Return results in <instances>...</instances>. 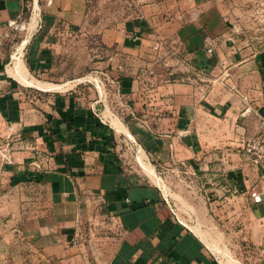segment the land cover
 Wrapping results in <instances>:
<instances>
[{
  "label": "crops",
  "instance_id": "1",
  "mask_svg": "<svg viewBox=\"0 0 264 264\" xmlns=\"http://www.w3.org/2000/svg\"><path fill=\"white\" fill-rule=\"evenodd\" d=\"M48 1L0 0V151L11 157L0 158V264L12 263L18 244L58 264H222L164 191L126 167L121 143L138 147L153 168L188 174L191 191L174 196H203L187 210L203 221H238V246L250 249L242 264H264V172L243 154L264 131V52L236 32V17L260 0H131L134 14L98 33L139 65L133 74L125 64L117 87L134 117L112 126L97 117L96 97L30 91L32 75L51 72L52 42L74 36L88 14L84 0ZM32 9L38 33L23 60L11 58L10 23L27 22ZM167 60L178 75L156 78L149 104L146 68ZM95 225L107 234L96 239L108 240L107 255L85 244Z\"/></svg>",
  "mask_w": 264,
  "mask_h": 264
},
{
  "label": "rangeland",
  "instance_id": "2",
  "mask_svg": "<svg viewBox=\"0 0 264 264\" xmlns=\"http://www.w3.org/2000/svg\"><path fill=\"white\" fill-rule=\"evenodd\" d=\"M84 1L88 8V14L86 22L80 28V31L75 32L76 34L74 36H66L60 42H52L54 46L52 51L56 57L49 76L37 77L36 75H32L33 78L31 79L39 83L50 82L57 85H65L68 83L71 85L62 90H46L50 91L49 93L51 94L76 90L81 92V95L89 101L94 100L96 97L97 102L94 103L93 108L97 117L102 124L105 123L107 126H112L113 121L123 123L122 121H127L129 117H134L130 108H128L133 107V101L128 100L117 87L119 78L127 74L124 71L125 64H131L127 66L133 70V74H135L139 65L136 60L127 58L120 51L115 50V48L111 50L107 49L100 43L98 33L105 28L116 26L127 17L133 15L135 9L131 0ZM236 20L238 21L236 32H238V36L241 38L240 41L246 44L248 48L250 47L254 52H264V0L251 4L242 17L237 16ZM31 32L33 35L38 33V31L34 33L33 30ZM12 33L14 35V47L19 46L22 40L27 39L25 37L28 32L25 30L14 29ZM26 46L27 44L21 47V51H18L21 54V60H23L22 53ZM14 51L15 49L13 48L11 55H13ZM162 63L164 64L163 69H159L160 66L157 67V65H150L146 68L148 72L147 75L145 74L146 76L143 80L148 85L147 88H142V92L147 94L149 104L153 101L154 96L153 88H150L149 85L154 84L156 78L171 80L176 79L172 78V76L178 75L167 72V70L173 69L176 65L172 63V60H167ZM149 72H151V75ZM28 87L30 91L35 93L45 91L36 85L34 87ZM152 106L154 107V105ZM131 147V145L121 143L119 148V151L123 155L122 158L126 162V167L129 170L137 171L150 185L158 186L164 191L174 208L179 209L178 211L182 219L202 238L210 252L222 264H242L243 260L240 259L247 255L250 249L245 245L238 246V232L235 231L236 226L238 229V221L215 215H212V217L208 216V222L203 221L202 216L193 214L194 207H197V203L202 205L201 197L203 196H174L175 193L186 195V191H191L186 184L188 174L183 172L176 173L175 171L169 170V168H153L151 161L145 157L144 153L140 152L138 147L135 149ZM141 159L142 161H140ZM139 163L143 169H145L144 167L146 165L153 169L159 184L153 182L146 175L139 166ZM143 163L145 164L142 165ZM188 208L193 213L188 212ZM183 210L185 213L187 212V215L182 214ZM228 222L231 224L226 225ZM94 227L97 228L96 231L87 232L85 244L89 245V243H92L93 245L95 242V247H98L100 250L103 248L101 253L107 255L110 250L108 249L109 245L106 244L108 240L106 242L96 240L98 238L105 239L107 234H104L102 230L98 229V225ZM10 248L13 254L11 264H58L55 260L42 259L25 245H12ZM90 256L92 259L93 254ZM92 260L94 264H97L94 257ZM98 264H100V261Z\"/></svg>",
  "mask_w": 264,
  "mask_h": 264
},
{
  "label": "built area",
  "instance_id": "3",
  "mask_svg": "<svg viewBox=\"0 0 264 264\" xmlns=\"http://www.w3.org/2000/svg\"><path fill=\"white\" fill-rule=\"evenodd\" d=\"M51 1L49 0L47 4H50ZM40 13L39 10L32 9L31 10V16L29 17L28 21L26 23L22 22L20 24H17L15 22H11L10 26H12L15 30H25L28 32L25 40H22L19 44V46L14 47L15 51L13 55H11V58H13L14 55L19 53L18 51L22 50L21 47H23L25 44L28 43V39L33 35L31 34L32 30L34 33L38 31L37 29L40 28ZM35 23V24H34ZM105 124V123H104ZM11 130V128H9ZM243 154L246 156V158L256 167L260 168L264 172V131L262 134L256 138L247 140L243 145ZM0 156L3 160L10 162L11 157L10 153L6 149L5 152L0 151ZM251 199L254 203H260L261 197L256 193L250 194Z\"/></svg>",
  "mask_w": 264,
  "mask_h": 264
},
{
  "label": "bare ground",
  "instance_id": "4",
  "mask_svg": "<svg viewBox=\"0 0 264 264\" xmlns=\"http://www.w3.org/2000/svg\"><path fill=\"white\" fill-rule=\"evenodd\" d=\"M18 55V54H17ZM21 58V57H20ZM14 67H15V71L17 73V75H21L18 74L19 72H21V60L18 58L16 60V62L14 63ZM10 74H15L12 71H10ZM22 76H19V78H21ZM32 82V81H31ZM30 82V83H31ZM33 85H36L38 88L42 89V90H54V89H64L67 88L69 86H71L70 84H65V85H53V84H47V83H39V82H33ZM117 125V124H116ZM121 128V127H120ZM142 161V159L140 160ZM141 163V162H140ZM145 163H143L142 165H144ZM145 171L147 173V175L150 177V179H152V181L156 182V179L152 173V170L150 169V167L148 165H146L145 167Z\"/></svg>",
  "mask_w": 264,
  "mask_h": 264
}]
</instances>
